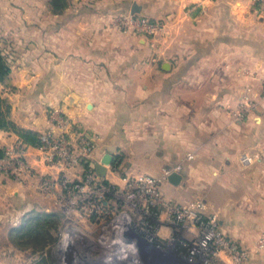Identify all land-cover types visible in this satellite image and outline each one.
Returning <instances> with one entry per match:
<instances>
[{"label":"crops","instance_id":"0c3cea01","mask_svg":"<svg viewBox=\"0 0 264 264\" xmlns=\"http://www.w3.org/2000/svg\"><path fill=\"white\" fill-rule=\"evenodd\" d=\"M4 5L18 18L3 31L0 12V42L15 48L0 94L18 127L42 131L49 109H60L94 138L88 161L102 177L117 184L125 175L161 177L165 198L201 199L204 214L251 250L241 264H264V245L256 247L264 240L263 10L250 0H80L73 6L80 33H71L64 21L41 18L47 0H0V11ZM127 14L162 28L152 36L123 30L117 19ZM15 137L0 129V147ZM28 153L36 163V150ZM177 163L172 183L163 169ZM37 182L0 176V264H34L8 232L32 208L58 210Z\"/></svg>","mask_w":264,"mask_h":264},{"label":"built area","instance_id":"2783aa9c","mask_svg":"<svg viewBox=\"0 0 264 264\" xmlns=\"http://www.w3.org/2000/svg\"><path fill=\"white\" fill-rule=\"evenodd\" d=\"M250 1L264 11V0ZM188 11L198 13L199 10L196 5H191ZM202 11L204 9L201 7ZM117 24L123 30L145 36H152L162 28L158 20L132 14L120 15ZM261 98L264 100V89ZM246 107L242 109L246 110ZM239 113L242 114V110ZM48 118L50 126L39 131L38 144H26L16 134L10 144L0 147V176L19 183L38 177L39 191L52 196L54 205L66 223L59 241L62 252L63 246L72 238L70 224L90 217L100 219L114 215L116 211V217L120 216L125 223H132L134 228L143 233L145 241L153 236L149 231H157L158 222L183 228L191 234L186 249L187 260L216 264L221 253L233 264L244 263L249 258L250 249L241 247L227 237L218 228L214 215L204 214V201L194 199L177 203L165 198L159 188L161 177L150 173L125 175L122 184L105 179L88 161L95 149L94 138L56 107L49 109ZM30 147L36 150V163H32L28 157ZM191 157V153L185 155L186 159ZM40 166L47 170L42 171ZM180 167L181 164L177 163L163 169V177ZM263 245L264 240L259 239L256 247ZM119 254L114 255L118 261L121 259ZM112 262L115 264L116 261L113 259Z\"/></svg>","mask_w":264,"mask_h":264},{"label":"rangeland","instance_id":"374dc122","mask_svg":"<svg viewBox=\"0 0 264 264\" xmlns=\"http://www.w3.org/2000/svg\"><path fill=\"white\" fill-rule=\"evenodd\" d=\"M65 1L66 6L59 12H54L51 6H49V10L43 9L40 12L41 18L56 17L64 21V29H70L69 32L71 33L78 30L80 33V10L76 13L73 9L75 2L78 3L80 0ZM47 3L49 5V0ZM0 12L4 13L2 14L5 25L3 31H8L11 29V22H16L18 16H16V12L13 13L5 5ZM72 18H75V22L73 25L67 26L66 23ZM3 37L0 36L1 39ZM14 49L11 42H0V50L5 55L8 65L14 60V58L9 57L8 52ZM2 89L0 88V92ZM116 215L117 212L115 211L114 215H107L100 219L85 218L70 224V229L73 231L72 238L63 246V252L59 241L66 223L60 215L57 238L50 248L42 252L23 249L24 251L28 250L24 252V255L32 257L34 264H110L113 259L116 261L115 264H200L196 259L187 260L186 249L191 234L186 233L183 228H175L158 222L157 231L155 233L149 231V234L152 233L153 236L145 241V236L139 232L138 228H134L132 223L123 222V219L120 216L116 217ZM118 253H120L119 256L122 260L115 259L114 255ZM216 264L221 263L218 260Z\"/></svg>","mask_w":264,"mask_h":264},{"label":"trees","instance_id":"16d2710c","mask_svg":"<svg viewBox=\"0 0 264 264\" xmlns=\"http://www.w3.org/2000/svg\"><path fill=\"white\" fill-rule=\"evenodd\" d=\"M67 4L65 0H49L54 12L61 11ZM10 71L6 57L0 50V81H4ZM9 103L0 94V129L11 130L19 135L23 142L29 145L39 143V132L18 127L9 117ZM2 150L0 148V156ZM58 210L32 208L26 211L20 221L8 232V240L18 249H29L42 252L48 250L56 240L58 232Z\"/></svg>","mask_w":264,"mask_h":264},{"label":"water","instance_id":"95a60500","mask_svg":"<svg viewBox=\"0 0 264 264\" xmlns=\"http://www.w3.org/2000/svg\"><path fill=\"white\" fill-rule=\"evenodd\" d=\"M138 9H139L138 6H136V4L133 3L131 11L132 12H136V11H138ZM103 162L104 163H110L111 162V157L107 155L105 157V159L103 160ZM101 168H102V166H101ZM96 171L98 172V174H100L99 173L100 171L98 170V167H96ZM168 177H169V180L172 183H176L180 179V174L174 171V172L170 173Z\"/></svg>","mask_w":264,"mask_h":264}]
</instances>
